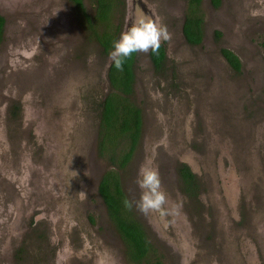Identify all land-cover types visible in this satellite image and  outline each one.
Segmentation results:
<instances>
[{"label": "rangeland", "instance_id": "1", "mask_svg": "<svg viewBox=\"0 0 264 264\" xmlns=\"http://www.w3.org/2000/svg\"><path fill=\"white\" fill-rule=\"evenodd\" d=\"M156 1L160 7L165 6L164 17L171 22L169 30L175 45L171 41L170 54L175 57L180 48L178 24L186 13L187 0ZM126 2L125 22L138 11L136 0ZM85 4L91 9L93 1L85 0ZM200 8L203 42L195 48L184 45L181 61L175 64L179 66L175 77L171 78L168 72L153 77L147 64L140 61L135 67L138 79L134 100L145 104L143 135L147 133V141H151L167 125L161 118L172 119L173 115L178 126L187 131L182 128V141L176 145L171 139L167 150L173 157L197 158L198 161L189 160L196 162L198 179L204 181L201 210L194 207V214L187 216L183 201L174 199L166 204L169 215L161 217V223L172 222L177 237L189 247L188 253L197 251L198 243L204 260L196 264H264V0H221L218 8H213L210 0H202ZM0 13L5 18V39L0 44V264H130L123 261L117 244L119 251L107 246L109 251L98 257L90 250L79 253L78 230L73 227L66 233L67 226L78 225L77 220L83 224L78 207L84 205L85 198L97 204L87 186L80 185L84 184L81 165L76 163L71 169L67 163L65 166L63 155L69 146L61 132L52 134L53 127L47 123L36 122L37 127L31 128L37 135L40 154L28 146L25 135L39 104L33 100L32 86L42 89L48 80L55 85L52 79L56 77L64 85V75L68 74L75 86L74 95L51 97L49 106L55 108L47 112L50 117L46 120L51 122L56 116L54 127L73 125V117L77 116L73 112L78 107L75 95L85 96L83 101L87 104L86 92L93 90V101L98 80L95 76L98 72L105 75L109 56L99 58L97 45L84 37L79 19L71 14L64 0H0ZM115 20L122 22L117 13ZM217 30L222 34L219 40L213 37ZM30 37L39 41L38 45L51 41L47 45L48 57L45 53L31 56ZM220 49L239 58L238 74L226 68ZM72 50L76 54L84 52L86 59L73 57ZM44 57L46 60H41ZM77 60L82 61V69ZM106 90L104 86V93ZM25 93L28 98L24 101ZM157 95L159 103L152 105L151 100ZM14 98L23 106L22 127L16 131L9 126L5 113ZM64 99L66 112L57 114L54 110ZM84 119L89 121L87 115ZM158 119L161 124H157ZM75 123L77 128L81 125L76 119ZM149 124H153V129L149 130ZM156 125L158 131H154ZM82 131L87 138L94 137L85 123ZM109 132L110 138L120 136L117 127ZM55 138L63 142V149L53 145ZM68 141L71 143V137ZM75 145L79 146L80 141ZM224 153L234 159L243 187L237 197L230 192L227 199L219 198L218 181L212 178L215 161ZM148 155L149 152L144 157ZM47 156L54 160L58 156L59 164L42 168ZM24 158L28 165L21 163ZM139 161L137 151L125 171L130 184ZM87 162L93 164L91 157ZM74 189L79 201L68 200L69 191ZM153 223L158 226L159 219L154 218ZM90 232L103 242L98 236L104 233L100 225ZM81 233L89 234L83 228ZM89 244L90 240L84 245ZM163 263L171 264L168 258Z\"/></svg>", "mask_w": 264, "mask_h": 264}, {"label": "flooded vegetation", "instance_id": "2", "mask_svg": "<svg viewBox=\"0 0 264 264\" xmlns=\"http://www.w3.org/2000/svg\"><path fill=\"white\" fill-rule=\"evenodd\" d=\"M66 4L68 5V8L70 9L71 14L74 16L76 15L79 19L81 29L83 35L85 38H87L90 42H94L97 45V52L100 57H107L108 55H104L102 53L103 49L100 47L99 41L97 40V37L93 32H89L87 28L83 25V18L79 15L77 8L70 2V0H64ZM93 1V0H92ZM123 7L122 10V16H121V24H119L115 20V16H113L112 24H113V32L115 36V41L119 39L120 35L123 32L128 31L132 26L135 24L140 23L141 21L146 20H155L158 22H162L165 24L169 30V25L171 22H166V18L164 15L166 14L165 6L160 7L159 2L156 0H136V5L138 6V11L136 12V15L134 13L132 14L131 18L125 22L124 19L126 16V0H121ZM202 1V0H201ZM221 1V0H220ZM84 11L87 15L93 16L95 13V8L92 5V8L89 9L88 6L85 4V0H82ZM211 3V0H210ZM212 5V4H211ZM220 6V4H219ZM218 6V7H219ZM213 7V6H212ZM216 7V8H218ZM215 8V7H213ZM201 10V8H200ZM172 18V14H169ZM0 44L5 39V18L2 13H0ZM172 20V19H171ZM185 21V14L183 16L181 24H178L179 26V44L180 48L176 54V56H172L170 54V46L171 41L174 43V39L172 37L171 41L162 43L159 52H162V59L159 66L155 63V58L153 56H150V52L148 54L144 53H136L135 54V62L133 66V76H134V82L132 84V93L129 95H122L126 99L129 100L130 103L136 105V107L140 110V116H141V128L139 133V138L137 140L136 146L134 147L131 155L129 158L125 161L123 167H119V149H116L115 151L109 147L102 149L103 145V114L104 109V102L105 100L110 97V100L112 102L117 103L118 102V92L112 87L110 84V79L108 77L109 68L106 70L105 75L103 76L101 72L97 73L95 76V80L98 77V80H94V90L96 93V96L92 97L94 95V91L86 92V98L88 97V103L85 104L83 101L85 99V96L79 97L78 95H75V99L77 100L78 107H76V111L73 112V115H77L76 118L73 117V125L67 124L63 127H60L59 124L57 126H53L52 123L56 119V116L51 118V122H48L46 120V117L49 116V113H47L52 108H55V106H49V102L51 100V97L54 95H60V94H66V96L74 95V83L71 82L68 78V74L64 75V85L62 84V81H59L57 77L55 79V85H52V83L48 80L47 85L44 88H39L38 86H32L30 88L33 100L41 105H45V108H42L37 104V106L34 108L35 113L30 117L32 124L25 131V135L27 136V143L29 147H34V152L37 154H40L39 152V143L37 142L38 138L37 135H35L34 132L31 131V128L34 129L37 127L35 124L36 122H40L42 125V121L44 123H47V125H50L53 127L52 134L53 133H59L61 132L63 137L66 139V143L69 146L68 151L64 152L63 159H65V166L67 163V166L71 169L74 164L80 163L81 165V174L80 177L84 178V184L80 183L82 188L87 186L86 190H88L90 193H93L96 205L88 201L86 198L84 199V205L81 207V204H79L78 210L80 214H83V221H81L83 224H80V222L77 220L75 224L78 223V225H72V223H69L70 225L67 226L68 230L66 233L72 230L73 227H75L78 230V237L80 240V246H79V253H82L86 250H90V253H95L96 257L102 256V254L106 253L107 246H109L111 249L113 247H116V244L119 245V248L121 251L117 249V251L120 252L121 257L123 261L130 264H164L163 261L165 258H168V261L171 264H196L198 262H202L204 260L203 254L198 250V243H196V248L192 254L188 253L189 247L184 246V242L181 241L177 237V233L174 231V226L172 225V222L167 223H161V217H164L165 214L169 215V211L164 206L163 210L161 211H152L148 213L141 212L137 206L136 202L139 199L140 196V189L138 188L136 184V179L138 175V170L140 166L145 162V160L149 157L154 156V163L155 166L159 170V174L161 177L162 182V188L164 192L167 195L168 201H175L181 199L183 201V207L186 215L188 216V213H191L193 215L194 213V207L196 209H200L202 207V201L200 199V192L202 189V186L204 184V181H200L198 178V173L196 172V169L194 168V164L196 162H193L189 159H194L198 161L197 158L186 156L183 158L176 155L173 157L171 153L167 150L168 144L173 139V141L176 143V145L182 141V130L185 131L186 128H183L182 126H178L177 119L172 115V119H170L169 116L162 117L161 120H163L165 123L167 122V125L161 129L159 134H156L155 138L152 137L151 141H147V133L144 134V129L146 126V121L143 118V108L142 105H145L143 103H136L134 100L135 96V84L138 79V74L136 73L135 67L136 62L140 61L142 63H146L147 67L150 69L151 75L156 78L162 77L166 74V72L169 73V75L172 77H175L177 74V69L179 68L175 66L179 64L181 61V50H184V45L188 47H198L203 42V26L204 21L201 23V33L202 37L200 42L196 44L189 43L184 35H183V26ZM114 23H116L114 25ZM119 24V31L115 32L116 25ZM101 30L100 28H98ZM171 33V31H170ZM99 36L100 33H98ZM172 34V33H171ZM222 36L220 31H215L213 33V37L215 40H219ZM44 41V40H42ZM39 41H35L30 37V45L33 47V52L31 53V56L39 55V53H45L44 56L48 57L46 52L48 51L47 45L51 43L49 39H47L44 44L38 45ZM181 42V43H180ZM46 44L45 48L44 45ZM222 49H220V54L224 60L226 68H229L232 73L238 74L241 70V63L239 61V58L232 54L237 58L240 67L239 70H234L228 60L224 57V55L221 53ZM158 52V53H159ZM71 54L73 57L82 58L83 60L86 59V55L84 52L76 54L74 50H72ZM158 53H155L154 55H158ZM157 58V57H156ZM174 58L173 61L171 59ZM41 60L45 61V57ZM78 63H81L82 61H78ZM111 65V64H110ZM67 66L72 68L71 64L67 63ZM84 65H80L79 69H82ZM110 67V66H109ZM69 69V68H68ZM175 70V71H174ZM48 71V70H47ZM80 71V70H79ZM50 75H52V72L50 71ZM144 79L148 80L149 78L147 76L144 77ZM143 79V80H144ZM150 81V80H149ZM162 85V84H161ZM104 86L107 87V90L104 93ZM145 84L142 83V89H144ZM61 88V89H60ZM45 89V90H43ZM157 89V87H155ZM84 97V99H83ZM159 95L155 96V99L151 100L152 105L155 103H159L158 98ZM28 98V95L25 93L24 95V101ZM92 102L91 104H89ZM80 101V103H79ZM66 103L65 99L60 104V106L56 107L54 110L55 112L63 114V111L66 112ZM23 106L22 102L19 101L17 98H14V101L9 106L8 109H6L5 113L8 118V124L9 126L13 127L15 131L22 127V121H20V117L23 114ZM62 110V111H61ZM4 111V108L2 109V113ZM53 113V112H52ZM85 115L88 116L89 121L84 122ZM177 115V114H175ZM75 119L77 123H80L81 125L77 128ZM34 122V123H33ZM82 122V123H81ZM86 124L90 126V132L94 135V137L87 138L84 134L83 130V124ZM149 123V122H148ZM155 123V122H154ZM157 124H161L159 119L157 120ZM150 125V124H149ZM178 126V127H177ZM4 128V125H3ZM56 128V129H55ZM61 128V131H60ZM183 128V129H182ZM21 129V128H20ZM73 133H72V131ZM153 129V124L150 125L149 130ZM159 128L156 125L154 131H158ZM169 133L170 135H166ZM71 137V143L68 141V138ZM14 138L10 136V139ZM115 142L118 141V138L115 137ZM74 141V142H73ZM80 145H75V142H79ZM90 141V143H88ZM63 142L54 140L53 145L54 146H60L63 149V145L61 144ZM73 147H71V145ZM263 145V143L261 144ZM66 145L64 144V149ZM261 147V146H260ZM259 149V148H258ZM138 151V157L140 158L139 163L137 164L135 172H133L132 177L130 179L131 184L126 179V168L132 161L133 156ZM149 152V155L147 158L144 157V155ZM44 153V151H43ZM91 157V161L93 164H89L87 161H89ZM196 157V156H195ZM56 160V161H55ZM47 156L43 158V164L42 168L49 167V166H56L59 164V157L56 158ZM216 164L213 166V172H212V178L216 179L218 181L217 184V191L219 193V198H225L227 199L228 194L231 192L232 195L236 196L242 191L243 187L240 184L237 170H235L236 165L234 163V159L226 155L220 156L216 159ZM24 164H27V160L24 158V160L21 162ZM225 164V166H224ZM28 165V164H27ZM216 173V175H214ZM107 175H111L113 181H117V185L119 186L121 192L123 193L124 197V203L122 202L117 203L119 204V211L116 214V217L114 218L111 214L112 209L109 208V206L106 204V201L104 197L101 194L100 188L103 185V180ZM72 177V172H70V178ZM109 178V177H108ZM218 198V199H219ZM175 199V200H174ZM214 199V200H218ZM68 200L70 201H79L80 196L76 194L75 189L72 191H69ZM125 201L131 202L130 207L125 206ZM168 204V203H167ZM69 206V205H68ZM70 207V206H69ZM205 208V207H204ZM115 209V208H114ZM113 209V213H115ZM191 209V210H190ZM201 210V209H200ZM73 217L72 215H70ZM157 218L159 219V225L155 226L153 223V219ZM125 220L128 221L129 224H132L131 227L135 228L136 231L139 233L140 238L142 241V250L140 249L137 251L134 246L130 245L129 243L125 242V238L120 231V221ZM100 225L101 229L104 233H100L98 236H100L103 240V242H98L96 238L93 235H97L91 231V228ZM86 232H89L88 236H84V234L81 233L82 228ZM204 231V230H202ZM201 234V233H200ZM201 237L202 234H201ZM90 240L89 245H84L88 243ZM83 246H82V244ZM203 245L206 244V240L202 238ZM115 252V251H113ZM200 252V253H199ZM91 256V255H88Z\"/></svg>", "mask_w": 264, "mask_h": 264}, {"label": "trees", "instance_id": "3", "mask_svg": "<svg viewBox=\"0 0 264 264\" xmlns=\"http://www.w3.org/2000/svg\"><path fill=\"white\" fill-rule=\"evenodd\" d=\"M72 4L77 8L79 15L84 19L83 25L88 29L89 32H93L99 41L100 47L103 49L102 53L108 55L113 49V43L115 41L114 28L112 24L113 16L117 14L122 15L121 7H123L121 0H93V7L95 8V13L93 16H89L85 13L82 0H70ZM201 0H187L185 21L183 26V35L185 39L191 43L196 44L200 42L201 33V23L202 16L200 10ZM213 7H218L220 0H211ZM0 19V24H1ZM115 32L119 31V24L116 25ZM100 28L101 30H99ZM101 36H99V34ZM221 53L228 60L230 66L238 71L240 64L237 58L229 51L222 50ZM134 53L129 59L126 60L123 66V70H117L114 65L109 67V81L112 87L118 92V102H112L110 97H108L104 102V132L102 133L103 145L102 149L109 147L114 151L119 149V167H123L125 161L131 155L134 147L136 146L137 140L139 138L140 128H141V116L140 110L136 105L129 102L128 99L122 95H129L132 93V84L134 82L133 76V66L135 62ZM162 52L158 55L150 52V56H153L156 60L157 66L160 65L162 59ZM157 57V58H156ZM113 127H117L119 130L118 141L115 142V137L110 138V130ZM107 175L103 180V185L100 188L101 194L104 197L106 204L112 209V216L115 218L117 208L119 204L124 203L123 193L121 192L117 181H113ZM109 177V178H108ZM115 208V209H114ZM113 209L115 213H113ZM120 231L124 236L125 242L134 246L137 251L142 250V239L135 228H132L128 221H120Z\"/></svg>", "mask_w": 264, "mask_h": 264}, {"label": "clouds", "instance_id": "4", "mask_svg": "<svg viewBox=\"0 0 264 264\" xmlns=\"http://www.w3.org/2000/svg\"><path fill=\"white\" fill-rule=\"evenodd\" d=\"M171 39L172 34L162 22L155 20L141 21L122 33L119 39L114 41L109 60L117 70H123L124 63L134 53H158L162 43L169 42ZM154 159L153 156L145 160L138 170L136 179V184L140 189L136 206L143 213L161 211L168 203ZM125 206L130 207L131 202L125 201Z\"/></svg>", "mask_w": 264, "mask_h": 264}, {"label": "water", "instance_id": "5", "mask_svg": "<svg viewBox=\"0 0 264 264\" xmlns=\"http://www.w3.org/2000/svg\"><path fill=\"white\" fill-rule=\"evenodd\" d=\"M110 64H111V61L108 59L107 69L109 68Z\"/></svg>", "mask_w": 264, "mask_h": 264}]
</instances>
